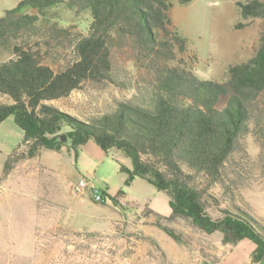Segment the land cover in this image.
Returning <instances> with one entry per match:
<instances>
[{
  "label": "rangeland",
  "instance_id": "1",
  "mask_svg": "<svg viewBox=\"0 0 264 264\" xmlns=\"http://www.w3.org/2000/svg\"><path fill=\"white\" fill-rule=\"evenodd\" d=\"M18 1L0 0V15ZM170 1L172 24L185 38L186 49L158 66H179L201 80L220 82L230 65L247 61L258 49L264 19L241 16L236 3L247 0ZM52 9H60L59 17L49 26L64 28L69 37L88 33V14H75L67 3ZM48 28L43 25L18 42L39 49L43 62L56 69L74 54ZM8 57L9 51L1 49L0 60ZM145 64L128 47L114 48L110 80L84 82L50 104L87 121L110 113L121 101L146 103L153 72ZM0 102L9 99L0 94ZM67 130L63 126L60 132ZM21 134L8 117L0 125V148L7 137L18 141ZM92 147L101 152L92 140L70 152L42 149L33 158L24 156V146L18 149L8 173L0 175V264H255L250 261L252 242L224 245L219 232L206 234L186 218L165 219L170 214L165 192L138 177L124 186L120 165L130 167L129 158L119 151L96 153ZM4 159L0 153V173ZM192 177L189 184L206 190L204 206L212 219L222 209L238 207L264 227V95L249 132L225 165L222 182L207 186L202 175ZM79 180L86 187L74 194ZM119 189L123 193L116 194ZM94 195L102 199L96 201ZM113 196L115 201L109 199Z\"/></svg>",
  "mask_w": 264,
  "mask_h": 264
},
{
  "label": "trees",
  "instance_id": "2",
  "mask_svg": "<svg viewBox=\"0 0 264 264\" xmlns=\"http://www.w3.org/2000/svg\"><path fill=\"white\" fill-rule=\"evenodd\" d=\"M64 3L75 14H88L87 34L69 37L64 28L48 25L59 17L60 9L52 8ZM236 5L243 18L264 19V1ZM170 9V0L18 1L0 15V51L11 54L0 60V94L9 99L0 102V123L13 118L22 131L18 149L24 146L28 158L42 148L58 151L68 145L75 151L88 140L104 153L121 152L131 163L130 169L120 165L123 185L138 177L165 192L170 208L165 219L186 218L206 234L219 232L224 245L247 239L254 244L250 261L259 263L264 260V227L238 207L222 209L221 216L212 219L204 206L206 190L189 182L194 175H202L207 186L222 182L225 165L249 132L253 111L264 95V32L255 54L230 65L223 81L201 80L179 66H158L186 49ZM43 25L54 38L68 42L74 54L71 62L54 69L43 62L39 49L18 42ZM125 46L153 72L146 103L121 101L110 113L87 121L50 104L84 82L110 80L114 48ZM63 126L68 130L61 133ZM17 151L6 158L2 177ZM109 199L115 201L114 196ZM161 229L177 239L171 229Z\"/></svg>",
  "mask_w": 264,
  "mask_h": 264
},
{
  "label": "crops",
  "instance_id": "3",
  "mask_svg": "<svg viewBox=\"0 0 264 264\" xmlns=\"http://www.w3.org/2000/svg\"><path fill=\"white\" fill-rule=\"evenodd\" d=\"M7 119V118H6ZM5 119V120H6ZM4 120V121H5ZM3 121V122H4ZM2 122V123H3ZM2 123H0V125L2 124ZM16 125V124H15ZM12 131H14V134H16L17 135V132H15V130H12ZM21 139H22V134H21V137L18 139V141H12L10 138H6V140L5 141H3V148L4 149H2V148H0V153H2L4 156H5V159H4V162H5V160H6V158L14 151V150H18V146L20 145V142H21ZM90 140H88L85 144H83V145H81V146H86L87 145V143L89 142ZM94 142V141H93ZM95 143V142H94ZM80 147V146H79ZM66 149L68 152H70L72 149L68 146V145H66V146H63L60 150H58L57 152H60V151H62V149ZM43 149V148H42ZM42 149H40L39 150V152H38V154L36 155V157L39 155V153H40V151L42 150ZM92 149L94 150V151H96V153H100V154H104V155H106V154H108V153H104L100 148V151L101 152H99L95 147H92ZM77 155V154H76ZM75 155V156H76ZM4 162H3V167H4ZM124 166V165H123ZM3 167H2V171H3ZM124 167H126V166H124ZM126 168H128V169H130L131 168V163H130V167H126ZM2 171H1V173H0V175H2ZM134 180V179H133ZM244 240V239H243ZM242 240V241H243ZM252 249V248H251ZM254 249V248H253ZM257 264V263H256Z\"/></svg>",
  "mask_w": 264,
  "mask_h": 264
},
{
  "label": "built area",
  "instance_id": "4",
  "mask_svg": "<svg viewBox=\"0 0 264 264\" xmlns=\"http://www.w3.org/2000/svg\"><path fill=\"white\" fill-rule=\"evenodd\" d=\"M84 187H86V182L79 180L78 184L74 187V194L79 193ZM101 199L99 195H94V200L100 201Z\"/></svg>",
  "mask_w": 264,
  "mask_h": 264
},
{
  "label": "water",
  "instance_id": "5",
  "mask_svg": "<svg viewBox=\"0 0 264 264\" xmlns=\"http://www.w3.org/2000/svg\"><path fill=\"white\" fill-rule=\"evenodd\" d=\"M62 140L63 141H66L67 140V138H66V136L64 134L62 135ZM202 264H204V263H202Z\"/></svg>",
  "mask_w": 264,
  "mask_h": 264
}]
</instances>
